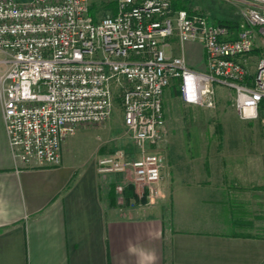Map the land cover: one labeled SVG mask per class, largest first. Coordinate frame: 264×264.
I'll return each mask as SVG.
<instances>
[{
	"label": "built area",
	"instance_id": "obj_1",
	"mask_svg": "<svg viewBox=\"0 0 264 264\" xmlns=\"http://www.w3.org/2000/svg\"><path fill=\"white\" fill-rule=\"evenodd\" d=\"M227 1L241 8L235 28L171 0H116L104 16L90 14V0H0V101L16 168L60 164L65 138L105 122L118 96L133 149L111 148L96 171L126 174L154 199L164 162L146 145L162 139L172 81L187 104L214 106L221 86L240 119L264 108V0ZM174 38L201 43L204 69L168 53ZM254 48L261 54L249 71Z\"/></svg>",
	"mask_w": 264,
	"mask_h": 264
},
{
	"label": "crops",
	"instance_id": "obj_2",
	"mask_svg": "<svg viewBox=\"0 0 264 264\" xmlns=\"http://www.w3.org/2000/svg\"><path fill=\"white\" fill-rule=\"evenodd\" d=\"M193 46L204 69L201 43L174 38L167 48L189 64L185 51ZM174 129L164 122L154 145L164 162L157 196L125 204L114 194L120 173L69 159L66 138L60 164L16 168L0 101V264H262L264 234L246 216V193L224 173L216 146L197 139L188 155Z\"/></svg>",
	"mask_w": 264,
	"mask_h": 264
},
{
	"label": "rangeland",
	"instance_id": "obj_3",
	"mask_svg": "<svg viewBox=\"0 0 264 264\" xmlns=\"http://www.w3.org/2000/svg\"><path fill=\"white\" fill-rule=\"evenodd\" d=\"M25 2L27 0H17ZM116 0H90V9L96 16H104L114 12ZM188 10H198L194 4L208 6L211 15L220 20L237 23L240 19V6L227 0H171ZM193 7V8H192ZM186 55L192 68L202 69V57L198 46H193ZM261 49L254 48L250 53L249 71L254 70ZM178 83L172 81L165 90L163 97L164 122L170 123L175 129L173 137L178 140L179 148L191 155L198 148L197 139L214 144L222 157L223 171L229 174L234 187L246 193L243 208L246 216L255 223L254 229L264 234V108L257 117L251 120L240 119L232 104V93L228 89H214L215 103L212 107L192 105L183 102L177 89ZM84 130L89 134H83ZM163 138V136H162ZM63 150L69 159L82 163L88 158L96 160L114 147L127 151L133 149L132 140L123 125L120 98L115 96L112 101L110 117L103 123L79 125L75 132L66 137ZM162 140V139H161ZM203 143V142H202ZM149 151L154 145H146ZM156 151V150H153ZM118 174V173H116ZM120 179L113 182L114 194H123L127 187L136 195L124 203L141 202L142 196L134 190L130 177L118 174ZM112 182V180H110ZM122 191L117 190V185ZM146 197V196H145ZM264 264V262L262 263Z\"/></svg>",
	"mask_w": 264,
	"mask_h": 264
},
{
	"label": "trees",
	"instance_id": "obj_4",
	"mask_svg": "<svg viewBox=\"0 0 264 264\" xmlns=\"http://www.w3.org/2000/svg\"><path fill=\"white\" fill-rule=\"evenodd\" d=\"M172 6H173V7H176V8H183L182 6H180V5H176V4L173 3V2H172ZM90 14L93 15L91 9H90ZM219 22H222V23H224V24H227V25H229V27H231V28H235V27L237 26V23H234V22L223 21V20H220ZM177 89H178V88H177ZM131 188H132V187H131ZM131 188L128 189V188L126 187V188L124 189V191H123V194H124L123 196H124V198L127 199V200H128L129 198H132V197L136 198V195L132 192ZM143 196H144V197H142L141 202H145V200H146L145 194H144Z\"/></svg>",
	"mask_w": 264,
	"mask_h": 264
}]
</instances>
